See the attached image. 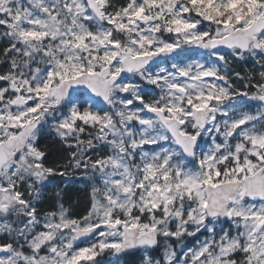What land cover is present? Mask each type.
<instances>
[{"label": "snow or ice", "instance_id": "obj_1", "mask_svg": "<svg viewBox=\"0 0 264 264\" xmlns=\"http://www.w3.org/2000/svg\"><path fill=\"white\" fill-rule=\"evenodd\" d=\"M130 252L264 264V0H0V264Z\"/></svg>", "mask_w": 264, "mask_h": 264}, {"label": "trees", "instance_id": "obj_2", "mask_svg": "<svg viewBox=\"0 0 264 264\" xmlns=\"http://www.w3.org/2000/svg\"><path fill=\"white\" fill-rule=\"evenodd\" d=\"M40 145L43 146L45 144L51 143V137L50 136H41L39 138ZM82 185L80 183H76L72 187V193H73V204L76 203L77 198H79L80 201H83L84 197L82 193H76V189L81 188ZM80 209L78 208L77 211ZM191 241H193V238H190ZM122 264H139V253H130L126 254L122 257Z\"/></svg>", "mask_w": 264, "mask_h": 264}, {"label": "rangeland", "instance_id": "obj_3", "mask_svg": "<svg viewBox=\"0 0 264 264\" xmlns=\"http://www.w3.org/2000/svg\"><path fill=\"white\" fill-rule=\"evenodd\" d=\"M117 2H120V0H117ZM192 243H195V240L193 239V241H191L189 238V244L191 245Z\"/></svg>", "mask_w": 264, "mask_h": 264}, {"label": "water", "instance_id": "obj_4", "mask_svg": "<svg viewBox=\"0 0 264 264\" xmlns=\"http://www.w3.org/2000/svg\"><path fill=\"white\" fill-rule=\"evenodd\" d=\"M130 253H135V252H130ZM130 253H128V254H130Z\"/></svg>", "mask_w": 264, "mask_h": 264}]
</instances>
